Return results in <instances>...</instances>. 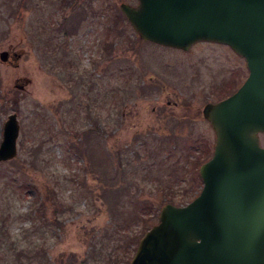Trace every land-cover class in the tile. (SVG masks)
<instances>
[{
  "label": "rangeland",
  "instance_id": "obj_1",
  "mask_svg": "<svg viewBox=\"0 0 264 264\" xmlns=\"http://www.w3.org/2000/svg\"><path fill=\"white\" fill-rule=\"evenodd\" d=\"M121 3L137 1L0 0V141L8 115L20 125L0 161V264L6 251L11 264H127L140 217L157 212L151 226L202 187L194 162L214 149L202 109L241 86L246 62L217 42L143 41ZM110 154L137 173L118 176Z\"/></svg>",
  "mask_w": 264,
  "mask_h": 264
},
{
  "label": "water",
  "instance_id": "obj_2",
  "mask_svg": "<svg viewBox=\"0 0 264 264\" xmlns=\"http://www.w3.org/2000/svg\"><path fill=\"white\" fill-rule=\"evenodd\" d=\"M120 10L145 41L185 51L198 41L226 44L248 69L234 93L202 109L215 143L198 169L199 194L165 203L129 264H264V0H137ZM19 130L11 113L0 161L17 155Z\"/></svg>",
  "mask_w": 264,
  "mask_h": 264
},
{
  "label": "trees",
  "instance_id": "obj_3",
  "mask_svg": "<svg viewBox=\"0 0 264 264\" xmlns=\"http://www.w3.org/2000/svg\"><path fill=\"white\" fill-rule=\"evenodd\" d=\"M124 16V15H123ZM64 21V20H63ZM63 21H62V23H63ZM60 25V24H59ZM62 25V24H61ZM63 28V27H62ZM62 28H60L61 30H62ZM75 29V28H74ZM73 29V30H74ZM76 29H77V26H76ZM60 30V31H61ZM63 31V30H62ZM64 32H66V31H64ZM72 33V32H71ZM98 128H93V132L95 133V134H97L98 133ZM77 148V147H76ZM102 148V147H101ZM152 151V150H151ZM150 151V152H151ZM97 152V151H96ZM153 152V151H152ZM77 153V152H76ZM94 154H96L95 152H93ZM137 154H139V152H135V155H136V157H138V155ZM208 155L209 154H206V156H205V158H201V159H197L194 163H197V165L201 162H203V161H205L206 159H207V157H208ZM113 157V158H112ZM147 157L149 158V160H151V156H150V154H147ZM114 159H115V157H114V155H112V154H110V160H108L107 159V156H106V160L104 161V162H106V166L108 167V166H114V164H116V166H114V168H116V170L118 171V173H120L121 172V174L120 175H118V176H121V177H125L127 174H128V172H127V168H126V166H125V164H128L129 166H131V167H133L134 166V162H135V160H136V158H134V159H129L128 157L127 158H125V163H123V157L121 156V159H120V157H119V155H117V163L114 161ZM116 160V159H115ZM140 159H137V161H139ZM140 162V161H139ZM141 164H144L145 165V167L147 166V164H149L148 163V161H145V163L144 162H140ZM134 169H133V172L135 173L136 172V169H135V167H133ZM109 170H111V169H109ZM115 170V171H116ZM105 171H107V170H105ZM143 170L141 169V172H142ZM137 173V172H136ZM105 190L106 189H104V188H102V191H103V193L105 192ZM169 201H171V200H169ZM128 212V211H127ZM128 214H129V212H128ZM142 213H136V218H139L140 217V215H141ZM145 215H147V216H145V217H140V219H141V222H142V227H141V229L139 230V232H138V235H136L137 237H136V239L134 240V242H135V244H134V248L136 249V246H137V244H138V241H139V239L144 235V233L150 228V223H149V219L152 217V216H157V212L155 213H153L152 214V216L150 215V214H147V213H145ZM153 225V224H152ZM134 237H135V235L132 237V240L134 239ZM16 247V246H15ZM134 249V250H135ZM8 255H11V254H7V251H6V253H5V257L7 256V259L6 258H4L5 260H6V264H11V263H9V259H8ZM12 256V255H11ZM129 261H130V259H127L126 260V263L127 264H129ZM116 262V261H115ZM114 261H113V263L112 264H116Z\"/></svg>",
  "mask_w": 264,
  "mask_h": 264
},
{
  "label": "flooded vegetation",
  "instance_id": "obj_4",
  "mask_svg": "<svg viewBox=\"0 0 264 264\" xmlns=\"http://www.w3.org/2000/svg\"><path fill=\"white\" fill-rule=\"evenodd\" d=\"M214 132V131H213ZM260 135H262V134H260ZM263 136V135H262ZM214 138H215V133H214Z\"/></svg>",
  "mask_w": 264,
  "mask_h": 264
}]
</instances>
